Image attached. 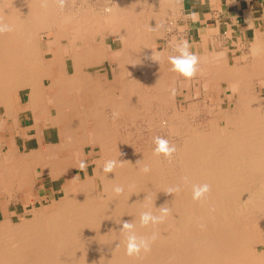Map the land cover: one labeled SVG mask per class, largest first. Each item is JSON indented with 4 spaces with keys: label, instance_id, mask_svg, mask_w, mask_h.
Returning a JSON list of instances; mask_svg holds the SVG:
<instances>
[{
    "label": "bare ground",
    "instance_id": "obj_1",
    "mask_svg": "<svg viewBox=\"0 0 264 264\" xmlns=\"http://www.w3.org/2000/svg\"><path fill=\"white\" fill-rule=\"evenodd\" d=\"M67 4L0 0V21L12 27L0 34V264H264V98L254 85L264 81V40L256 38L233 63L224 51L196 53V76L206 94L216 93V107L206 105L214 109L208 128L191 131L192 105L176 107L180 74L168 59L179 54L180 41L168 35L166 46L151 45L169 33L158 31L165 19L154 12L158 3ZM41 30L48 36L45 52ZM111 34L118 48L106 44ZM109 58L116 63L107 71L90 69ZM220 93L232 106L224 107ZM18 102L28 105L17 110ZM23 109L33 124L21 134L35 146L15 141ZM43 113L53 136L38 124ZM112 113L128 125L143 117L171 133L185 125L175 155L156 154L151 144L120 143ZM109 160L118 163L106 173ZM44 173L50 184L36 180ZM204 184L209 191L194 200L193 187ZM41 188L58 196L45 202ZM163 209L161 223L141 225L142 213L160 216ZM124 222L133 230H122ZM127 236L148 240L150 251L127 255Z\"/></svg>",
    "mask_w": 264,
    "mask_h": 264
},
{
    "label": "crops",
    "instance_id": "obj_2",
    "mask_svg": "<svg viewBox=\"0 0 264 264\" xmlns=\"http://www.w3.org/2000/svg\"><path fill=\"white\" fill-rule=\"evenodd\" d=\"M96 1L100 0H92V2ZM148 1L153 4L158 3V7L154 8V12L158 11V14L164 15L163 17L165 18L161 26H158V31H170L166 35H173L172 33L176 31H184L186 34L184 40L188 41L190 50L194 53L210 52L212 50L217 52L224 51L228 62L233 63L234 59H238L250 52L251 43L256 38L264 40V0ZM162 2L169 3V5L161 9ZM167 20L169 24H165ZM172 22L174 25H170ZM100 36V34L96 35L99 38ZM166 41L167 37H164V33L161 32L152 40L151 45L152 47L162 48L166 46ZM105 42L111 48L120 46L117 34L108 35ZM115 63L110 58L109 60L105 59L102 64L92 66V70L105 69L107 71ZM27 105V103L18 102L16 103V109L26 108ZM31 116L32 113L27 109H23L16 114V131L18 129L19 132H14L15 141L21 145H27V147L35 146V144L30 142L31 139L24 137L20 130L22 127H27L33 123ZM7 120L10 123H8L6 128L10 129L13 127V123H11L13 121L11 118ZM46 130L50 136H53L55 127L48 126ZM2 135L3 133L0 131V141H2ZM6 135L9 136L8 134Z\"/></svg>",
    "mask_w": 264,
    "mask_h": 264
},
{
    "label": "rangeland",
    "instance_id": "obj_3",
    "mask_svg": "<svg viewBox=\"0 0 264 264\" xmlns=\"http://www.w3.org/2000/svg\"><path fill=\"white\" fill-rule=\"evenodd\" d=\"M67 1H70V0H65L66 3L64 5V8H66V5H68ZM77 5H78V2L76 3V6ZM96 6H98V5H96ZM168 22H169L168 20L165 21V24ZM41 31H42L41 34L43 35V38L40 41V48H42V51L45 52L46 47H47L46 46L47 45L46 39L48 36H47L46 31H44V30H41ZM176 32H178V33H176ZM176 32L172 33V34L176 35L178 37V41L184 40V38L186 36L184 31H176ZM48 35H49V33H48ZM164 36L168 37V35H166L165 33H164ZM66 42H67V40H66ZM66 42H64V43H66ZM90 69L92 70V67ZM182 78L183 77H180V75H178L177 81L174 83L175 86L177 87V91L175 93L176 94V99H175L176 107L178 109L182 110L186 106L192 105V110L189 112V114L186 118L187 119L186 120L187 121L186 126L189 127V129L190 128H192V129H206V128H208L211 119L214 118V115L212 114L214 109H212L213 111H211L210 109L207 108L206 105L209 106V105L213 104V106H214L215 100H213L211 98V95H215L216 93H212L211 95H210V93L206 94V83L204 82V79L202 77L200 78L199 76L198 77L195 76L191 80H187L185 78L182 79ZM263 83H264V81H263ZM263 83L261 81H256V83L254 85H255L256 93L259 96L264 98V87H263L264 84ZM220 94H221L220 96H222V98H224L223 93H220ZM215 104H216V102H215ZM223 104H224V107H227L226 105L232 106V101L225 97L223 100ZM214 107H216V105ZM155 110H156V107H155ZM2 111H3V108L0 109V113H2ZM140 111L145 114V112H147L148 110L146 108V110L140 109ZM47 116H48L47 113H43L41 118L39 117L38 124L40 125V127L48 126V124L46 122ZM3 118L5 119L4 116H3ZM137 120L133 124L128 125V123H126L124 120H122L121 116H118V115L112 113V115H111V121H112L111 123H113L112 127H116L117 134H118L117 135L118 141L120 143L130 142L131 145L140 146L142 149L145 148L144 147L145 145L151 144L152 147L156 148L157 145L154 142L155 138L161 137V138L167 140L169 142V144L171 142L174 143L172 145L175 146V149L177 151L178 145L181 144V137L182 136H180V135L185 130V127H186L185 125H182V127L177 126L178 128L181 129V131H176V132L174 131L171 133V132H169V130L166 129L167 130L166 131L165 129H163V127L162 128L159 127L158 125H156L155 123L151 122L148 119L144 120L143 117H141ZM149 121H150V124H148ZM32 124H29V125H32ZM127 127H131V129L127 130L126 129ZM16 128H17V125L14 127V132L16 131ZM17 131H18V129H17ZM20 132H21V130H20ZM183 135H187V132L186 133L184 132ZM172 145L170 144V146H172ZM5 149H6V147H5ZM85 149H86L85 150L86 155L88 157L90 156L89 158L92 159V155H91L92 149H93L92 146L88 145L85 147ZM176 151L172 154V156L175 155ZM98 153H99V151L97 150L95 155L97 154V156H98L99 155ZM161 155L164 156L163 154H161ZM92 165H93V167L96 166V161L91 162L90 166L92 167ZM172 167L175 169V168H177V165L174 164ZM38 174H39V171L36 172V177L38 176ZM71 174H72V172L68 173V175H71ZM41 178L44 180L46 185L51 183L49 173H44L42 176H40L39 179L37 178L36 180L40 181ZM17 191H19V190H17ZM47 191L48 190H46L44 188L40 189V194L42 195V198L46 199L45 202H49V200L52 197L58 196L57 194L53 193L52 191L50 192V190H49V193ZM47 194L49 196H47ZM16 202H17V200L15 199L11 203H12V205H14V204L17 205Z\"/></svg>",
    "mask_w": 264,
    "mask_h": 264
},
{
    "label": "clouds",
    "instance_id": "obj_4",
    "mask_svg": "<svg viewBox=\"0 0 264 264\" xmlns=\"http://www.w3.org/2000/svg\"><path fill=\"white\" fill-rule=\"evenodd\" d=\"M59 4V7L63 9L65 5V0H56ZM106 12H110V8L105 9ZM12 31V27L8 24L3 23L0 21V34L5 32ZM176 51L179 53L175 56H170L169 63L172 65V71L179 73L187 80L193 79L197 72L199 71L198 64H199V56L190 50V45L187 40H182L178 43L176 47ZM173 94H175V90L173 89ZM155 144L157 147L155 148L156 154H163L165 158H171L172 154L176 151L175 146H170L169 142L161 137L155 138ZM116 160H109L106 162L104 166V172L111 173L114 171L115 167L117 166ZM87 164L85 161L80 162V169L86 170ZM144 172H149L150 169L146 166L143 169ZM179 189H172L170 191H178ZM114 191L119 194L123 191L121 187H116ZM209 191V185H197L193 187V199L200 200L202 199L205 194ZM168 209H163L162 214L160 216H155L151 212H144L141 214L140 221L141 225L147 226L150 223L152 225L161 223L165 215H167ZM134 225L129 222H124L122 226V230H126L127 232L133 230ZM152 239H155L153 237ZM127 255L129 256H139L141 251L144 252L150 251V243L148 240L141 238L140 242L137 243V239L135 236H127Z\"/></svg>",
    "mask_w": 264,
    "mask_h": 264
}]
</instances>
